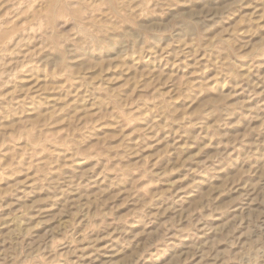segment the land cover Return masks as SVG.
Returning a JSON list of instances; mask_svg holds the SVG:
<instances>
[{
    "label": "rangeland",
    "instance_id": "1",
    "mask_svg": "<svg viewBox=\"0 0 264 264\" xmlns=\"http://www.w3.org/2000/svg\"><path fill=\"white\" fill-rule=\"evenodd\" d=\"M0 264H264V0H0Z\"/></svg>",
    "mask_w": 264,
    "mask_h": 264
}]
</instances>
